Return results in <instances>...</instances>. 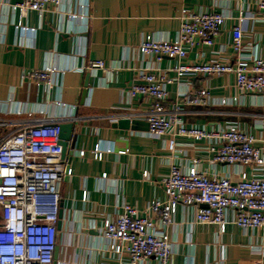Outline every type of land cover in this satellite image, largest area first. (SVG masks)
Masks as SVG:
<instances>
[{"label": "crops", "instance_id": "1", "mask_svg": "<svg viewBox=\"0 0 264 264\" xmlns=\"http://www.w3.org/2000/svg\"><path fill=\"white\" fill-rule=\"evenodd\" d=\"M259 1L65 0L46 15L28 13L20 25V13L13 10L20 0H0V119L75 125L65 159L69 174L60 187L63 220L58 230V264L128 262L126 255L119 257L108 250L100 231L106 222L118 219L124 204L142 211L156 199L165 200L162 181L172 164L187 170L197 160L200 171L229 176L235 182L241 171L259 173L249 167L213 163L207 143L183 137L155 139L149 130L113 126L123 119L146 122L144 115L152 101L128 95L140 69L153 68L174 80L167 85L166 109L182 100L179 93L184 86L173 70L178 61L144 55V39L176 40L186 13L224 14L229 19L215 46L197 45L188 52L187 61L234 62L231 31L243 12L244 54L264 57ZM90 61H103L107 71L83 70ZM44 68L55 69L53 87L22 79L25 71ZM184 80L192 92L208 89L211 100L205 107L183 106L187 126L217 129L236 124L251 132L258 140L256 146L264 150V94H240L233 75ZM234 97L236 103H221ZM13 130L0 128V138ZM194 211L179 208L176 224L166 229L175 249L172 264H264V227L243 231L232 223L229 212V223L221 230L196 223Z\"/></svg>", "mask_w": 264, "mask_h": 264}, {"label": "built area", "instance_id": "2", "mask_svg": "<svg viewBox=\"0 0 264 264\" xmlns=\"http://www.w3.org/2000/svg\"><path fill=\"white\" fill-rule=\"evenodd\" d=\"M64 1L20 0L13 10L20 13L21 25L28 13L46 15L51 9H59ZM258 8L264 17V0L259 1ZM244 18L241 12L238 24L231 31L234 62L217 59L198 64L187 61L188 52L197 45L215 46L229 19L224 14L186 13L181 18L176 40L147 37L141 45L144 55L157 61L165 57L178 61L173 70L184 86L179 93L182 100L170 110L166 109L167 85L174 80L156 73L153 68L138 70L128 95L152 101L151 109L144 115L151 137H183L195 143H207L213 163L249 167L263 174L250 175L241 171L235 182L229 176H210L200 171L197 160L187 170L172 164L168 177L162 181L165 200L156 199L142 211L124 204L118 219L106 222L100 231L110 252L128 257L125 264H153V260L156 264H172L175 249L166 229L176 224L179 208H194L196 223L215 225L221 230L229 223V212L233 214L232 223L243 231L264 227V150L256 146V137L236 124L208 129L187 126L183 120L184 105L205 107L211 103L208 89L192 92L183 83L184 78L233 75L240 94H264V57L245 56L240 25ZM83 70L107 71V68L103 61H90ZM54 72L52 68L27 70L22 79L51 88ZM237 101L234 97L221 103ZM63 123L0 119V128L14 129L0 138V264H53L55 261L60 187L67 170L60 143Z\"/></svg>", "mask_w": 264, "mask_h": 264}, {"label": "water", "instance_id": "3", "mask_svg": "<svg viewBox=\"0 0 264 264\" xmlns=\"http://www.w3.org/2000/svg\"><path fill=\"white\" fill-rule=\"evenodd\" d=\"M88 87V84L86 85ZM115 128H119L122 130H133V131H148L149 130V125L146 122H140L136 120H129V119H123L119 120L113 125ZM75 125L73 122H65L61 124V133H60V143L63 147V153H62V159H66L69 147H70V142L73 137ZM69 174V166L67 167L66 170V175ZM62 208V205H61ZM59 223H58V230L60 231L62 229V220H63V210H60L59 213ZM54 263L53 264H58V248L56 249L55 256H54Z\"/></svg>", "mask_w": 264, "mask_h": 264}]
</instances>
